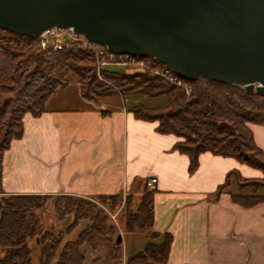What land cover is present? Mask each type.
<instances>
[{
    "label": "trees",
    "instance_id": "16d2710c",
    "mask_svg": "<svg viewBox=\"0 0 264 264\" xmlns=\"http://www.w3.org/2000/svg\"><path fill=\"white\" fill-rule=\"evenodd\" d=\"M97 64L91 51L69 49L49 54L40 46L38 36L0 28V264H84L87 258L88 264H164L169 257L173 237L165 233L160 239L152 229L154 191L145 183L137 200L135 194L126 197L121 220L127 233L145 232L147 241L142 249L125 256L122 244L116 242L120 232L96 203L116 208L122 202L120 193L94 200L2 193L4 153L14 139L22 137L24 115L45 112L50 97L68 85L72 74L78 76L81 94L90 101L114 95L166 96L165 105H140L134 110L135 116L157 121L159 132L181 138L174 149L189 156L190 172L197 169L200 154L207 151L264 170V152L248 126L264 125V95L247 92L240 85L200 78L185 79L192 87L187 96L181 87L146 69L120 71L103 66V82L97 78ZM244 182L264 186V179ZM235 199L252 206L264 201V195L255 191ZM48 203L53 204L60 219L72 217L68 232L77 230L80 221L87 223L73 239L64 242L63 236L44 223L42 211ZM85 246L91 250L88 256Z\"/></svg>",
    "mask_w": 264,
    "mask_h": 264
},
{
    "label": "crops",
    "instance_id": "0c3cea01",
    "mask_svg": "<svg viewBox=\"0 0 264 264\" xmlns=\"http://www.w3.org/2000/svg\"><path fill=\"white\" fill-rule=\"evenodd\" d=\"M58 91L41 115H24L22 137L4 153L3 194L94 200L123 190L140 192L156 176L152 229L160 239L165 233L173 237L164 264H264V201L245 206L235 199L255 191L264 195L258 193L263 185L244 182L264 179V170L207 151L190 172L189 156L174 149L181 138L159 132L157 121L135 116L144 104L128 105L126 98L139 95L108 96L104 99L117 101L105 103L87 100L78 88L76 106H52ZM248 126L264 152V125ZM127 239L122 234L128 249Z\"/></svg>",
    "mask_w": 264,
    "mask_h": 264
},
{
    "label": "water",
    "instance_id": "95a60500",
    "mask_svg": "<svg viewBox=\"0 0 264 264\" xmlns=\"http://www.w3.org/2000/svg\"><path fill=\"white\" fill-rule=\"evenodd\" d=\"M0 28L30 37L70 28L185 79L264 95V0H0Z\"/></svg>",
    "mask_w": 264,
    "mask_h": 264
},
{
    "label": "rangeland",
    "instance_id": "374dc122",
    "mask_svg": "<svg viewBox=\"0 0 264 264\" xmlns=\"http://www.w3.org/2000/svg\"><path fill=\"white\" fill-rule=\"evenodd\" d=\"M40 42V41H39ZM41 46V44H40ZM81 51V50H80ZM55 53V52H54ZM57 53V52H56ZM129 60H131L130 57H120L117 59L118 64H115L117 62H108L106 64H104L103 66L104 67H109L111 69H118L120 71H124V70H128V71H134V70H141V69H146L150 72H152L153 74L155 75H158L156 74L152 67H148V68H143L142 66H140L139 64L136 63V60L137 59H132L131 60V63H128ZM155 65H158L155 64ZM102 66V67H103ZM96 74H97V78L100 80V81H105L103 75H102V71L99 69V65L97 64V69H96ZM159 76V75H158ZM78 76L76 74H72L68 77V87L64 90H59L58 93H57V96L54 97L53 101L51 102V105L52 106H66V105H77V101L74 100V97L73 95L75 94V89H80V83L78 81ZM167 80V79H166ZM169 81V80H168ZM107 83V82H106ZM183 90L184 88L181 87ZM185 91V90H184ZM80 92H81V89H80ZM192 92V91H191ZM185 94L187 96H189L190 94H187L185 92ZM104 97H108V96H104ZM104 97H101L98 101H100L101 99L103 100L102 102H116L117 101V98H112V97H109V98H105ZM70 98H73V100H71ZM70 99V101H68ZM126 100L128 101V105H133L134 101L135 102H138V103H142L144 105H150V106H162L166 103V97L165 96H156V97H149V96H146L144 94H141L139 95V97H137L136 99L134 98H131V97H127ZM130 192V191H129ZM127 190H123L120 194L122 195V202L120 204V206L116 207V208H111L109 205L107 204H103L101 202H97V205L102 208L104 210V212L107 213L110 221L114 224V226L116 227L117 231L120 232L121 234L123 235H127V245L129 244L128 246V249L126 248V245H125V241L123 242L122 244V248H123V251H124V256L126 254H131L133 253L132 250L136 249L138 243H141L143 241L142 244H140V246H144L146 241H147V237L145 236L144 233L142 232H131V233H127L125 231V228H124V224L121 220V209L123 208L124 204H125V199L126 197L129 195V194H135L134 197L135 199L137 200V198L140 196L139 192H134V193H129ZM126 193V195H125ZM258 193H264V187L263 186H260L259 189H258ZM112 216V217H111ZM42 218L44 220V223L46 225V227L48 229H51L53 230L56 234H59L61 236H63V241L65 242L66 240H69V239H73L75 237V234L76 232L78 231V229L80 227H82L83 225H85L87 223V221H80V226L78 227V229H74L70 232L67 231V226L70 224L71 220H72V217L71 216H68L66 217L65 219H60L57 214H56V211H55V208L53 206V204L51 203H48L45 208L43 209L42 211ZM138 241V242H137ZM138 246V247H140ZM142 246V247H143ZM142 249V248H141ZM90 248L88 246H85V254L88 256L90 254ZM89 259L87 258L86 259V262H88ZM153 264H158V263H153Z\"/></svg>",
    "mask_w": 264,
    "mask_h": 264
},
{
    "label": "built area",
    "instance_id": "2783aa9c",
    "mask_svg": "<svg viewBox=\"0 0 264 264\" xmlns=\"http://www.w3.org/2000/svg\"><path fill=\"white\" fill-rule=\"evenodd\" d=\"M39 41L43 50H46L49 54L69 49H77L81 51H91L96 55L99 69L108 62H120L117 61L120 57H130L137 59L136 63L143 68L152 67L153 71L160 77L169 80L179 87H183L187 94H190L192 87L185 81V78L173 72L165 65H161L159 61L148 56H137L132 54H117L101 44H97L88 40L84 35L75 33L72 29L67 28H52L43 31L39 36ZM129 60L128 63H131ZM158 65H155L157 64ZM157 177L152 176L145 181V187L148 190H153L157 183ZM126 195V193H125ZM112 217V216H111Z\"/></svg>",
    "mask_w": 264,
    "mask_h": 264
}]
</instances>
